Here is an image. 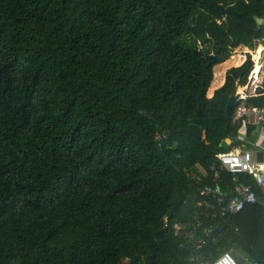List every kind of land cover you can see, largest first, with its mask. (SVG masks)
Listing matches in <instances>:
<instances>
[{
  "label": "trees",
  "instance_id": "16d2710c",
  "mask_svg": "<svg viewBox=\"0 0 264 264\" xmlns=\"http://www.w3.org/2000/svg\"><path fill=\"white\" fill-rule=\"evenodd\" d=\"M257 18L264 0H0V264H264L258 188L228 217L196 205L228 179L255 63L219 89L214 69L264 48Z\"/></svg>",
  "mask_w": 264,
  "mask_h": 264
},
{
  "label": "built area",
  "instance_id": "2783aa9c",
  "mask_svg": "<svg viewBox=\"0 0 264 264\" xmlns=\"http://www.w3.org/2000/svg\"><path fill=\"white\" fill-rule=\"evenodd\" d=\"M258 43L259 46L262 45L260 41ZM253 69L247 84L238 88L235 94L238 101L242 102L235 120L243 122L238 131L237 142L235 144L232 142L231 151L217 155L228 179L220 181L219 174H216L196 196L197 207L210 219L235 215L261 203L254 187L258 188L264 197V106L253 107L245 104L248 98L264 96V92H258L264 85V52L261 70L255 74ZM249 127L253 128L250 134ZM166 135L163 133L156 135L155 140L160 147H163ZM252 150L256 152L255 163L252 161ZM169 227V221L166 219L164 229ZM174 229L179 230V226L175 225ZM206 231L209 233L208 230ZM211 264H239V262L231 252H225Z\"/></svg>",
  "mask_w": 264,
  "mask_h": 264
},
{
  "label": "rangeland",
  "instance_id": "374dc122",
  "mask_svg": "<svg viewBox=\"0 0 264 264\" xmlns=\"http://www.w3.org/2000/svg\"><path fill=\"white\" fill-rule=\"evenodd\" d=\"M244 51V52H243ZM251 51V50H250ZM264 50L263 49H260L258 52H253V51H251V53L249 54V53H247L245 50H244V47L243 46H240L239 48H237L235 51H234V53H233V55L232 56H234V55H241V53H242V55L241 56H244V61L239 65V66H241V65H243L244 64V62L245 61H247V59H248V56L250 55L251 57H253V59L254 60H256L257 59V56H259L260 54H262V52H263ZM240 52V53H239ZM231 56V57H232ZM231 57H230V59L227 61V62H231ZM224 64V63H223ZM222 65V64H221ZM239 66H237V65H233V64H231V66H228V67H226V69L225 70H223V71H221V72H224L223 73V83H225V79H226V74H227V72H228V70H230L231 68H236V67H239ZM220 70H222V69H220V67H215V69H214V75H215V73H217V72H220ZM214 78H215V76H214ZM223 83L217 88V89H219V88H221L222 87V85H223ZM217 89H215L213 92H215ZM209 92V91H208ZM213 92L210 94V95H208V98H212V96H213ZM229 144V143H228ZM251 155H252V161H254V163H255V161H256V152L255 151H251ZM232 255L235 257V254L234 253H232ZM238 256H239V258L237 257H235L236 258V260L239 262V264H255L248 256H246L245 254H243V253H239L238 254Z\"/></svg>",
  "mask_w": 264,
  "mask_h": 264
},
{
  "label": "bare ground",
  "instance_id": "6f19581e",
  "mask_svg": "<svg viewBox=\"0 0 264 264\" xmlns=\"http://www.w3.org/2000/svg\"><path fill=\"white\" fill-rule=\"evenodd\" d=\"M244 50L247 53L250 52L248 48H244ZM263 50H264V48H263ZM263 52H262V54H263ZM262 54L257 56L256 60L253 59V61L255 63V67H254V73L255 74L258 73L261 70V68H262ZM241 55H242V53H241ZM241 55H234V56L231 57V62L230 61L229 62H225L224 64L217 66V68L220 67V69H222V70H220V72L215 73V81H218L220 79L221 74H222L221 71H223V69H225L226 67L231 66V64H233V65L241 64L245 60L244 56H241Z\"/></svg>",
  "mask_w": 264,
  "mask_h": 264
},
{
  "label": "water",
  "instance_id": "95a60500",
  "mask_svg": "<svg viewBox=\"0 0 264 264\" xmlns=\"http://www.w3.org/2000/svg\"><path fill=\"white\" fill-rule=\"evenodd\" d=\"M256 21H257V23L259 25H264V20L263 19L257 18ZM260 43L264 46V40H261ZM231 144H232V140L231 139H227L226 141L222 142L221 146H222V148H228Z\"/></svg>",
  "mask_w": 264,
  "mask_h": 264
},
{
  "label": "crops",
  "instance_id": "0c3cea01",
  "mask_svg": "<svg viewBox=\"0 0 264 264\" xmlns=\"http://www.w3.org/2000/svg\"><path fill=\"white\" fill-rule=\"evenodd\" d=\"M244 48H245V47H244ZM249 51H250V50H249ZM250 53H251V51H250ZM238 65H239V64H238ZM223 85H224V83H223ZM223 85H222V86H223ZM214 93H215V92H213V95H214ZM212 97H213V96H212Z\"/></svg>",
  "mask_w": 264,
  "mask_h": 264
}]
</instances>
